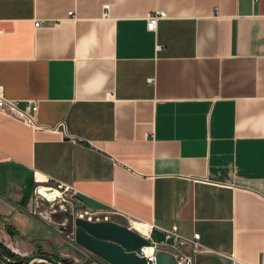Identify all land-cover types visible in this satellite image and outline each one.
<instances>
[{
  "label": "crops",
  "instance_id": "0c3cea01",
  "mask_svg": "<svg viewBox=\"0 0 264 264\" xmlns=\"http://www.w3.org/2000/svg\"><path fill=\"white\" fill-rule=\"evenodd\" d=\"M0 84L55 126L0 110L13 252L96 258L29 211L36 175L155 239L198 231L195 264H263L264 0H0Z\"/></svg>",
  "mask_w": 264,
  "mask_h": 264
},
{
  "label": "built area",
  "instance_id": "2783aa9c",
  "mask_svg": "<svg viewBox=\"0 0 264 264\" xmlns=\"http://www.w3.org/2000/svg\"><path fill=\"white\" fill-rule=\"evenodd\" d=\"M105 7H108V4H105ZM164 12L161 10H152L148 12L146 16V27L148 29H153L156 26L158 18L164 16ZM40 24V21H35V25ZM38 109V102L34 99H25L21 100L19 98L9 97L4 94L3 85L0 84V110H4L11 114L13 117L21 120L23 123L29 125L30 127L37 128H54L52 124H45L37 120L35 113ZM60 123L56 124V127ZM40 184H44L52 188L53 197L48 198L43 194L38 193L37 188ZM32 192L33 204L35 211L42 218L47 216L44 214L42 209H39V205L43 200L50 201V204L54 206V203H59L57 208H52L50 211H55L56 209L66 210L73 209V220L75 221L76 217H82L90 221L97 220H111L110 215L111 211L106 209H89L88 207L79 206V199L76 197L77 189L75 186L69 182L47 178V180H42L41 176L38 177L35 175V184L33 186ZM38 208V209H37ZM49 211V210H48ZM112 212H114L112 210ZM117 213H122L125 216L130 217L128 214L120 210H115ZM72 224V228L75 227V224ZM62 224L67 223L66 220L61 222ZM59 223V224H61ZM61 224V225H62ZM65 227V226H64ZM152 224H150L148 236L149 244L152 246V250L149 253L145 252L144 246H140L136 251L139 255L146 257L148 263L156 264V254L159 251H164L168 254H171L176 264H195V257L198 251L201 250L202 246L200 243V234L198 231H194L191 236L184 235L179 232L178 224L173 223L170 227L162 228V237L160 239H155L150 235ZM68 235H71L70 232ZM144 236V235H143ZM74 240V236H71ZM104 264V262H102ZM264 264V259H263Z\"/></svg>",
  "mask_w": 264,
  "mask_h": 264
},
{
  "label": "water",
  "instance_id": "95a60500",
  "mask_svg": "<svg viewBox=\"0 0 264 264\" xmlns=\"http://www.w3.org/2000/svg\"><path fill=\"white\" fill-rule=\"evenodd\" d=\"M74 224V241L96 257L86 264H151L136 251L140 246L148 245L149 239L129 225L115 220L90 221L82 217H76ZM35 259L62 264L51 254L31 255L23 264H30ZM156 264H176V261L171 254L159 251Z\"/></svg>",
  "mask_w": 264,
  "mask_h": 264
},
{
  "label": "rangeland",
  "instance_id": "374dc122",
  "mask_svg": "<svg viewBox=\"0 0 264 264\" xmlns=\"http://www.w3.org/2000/svg\"><path fill=\"white\" fill-rule=\"evenodd\" d=\"M34 186V185H33ZM47 187H44V186H42V185H39L38 186V188H37V191H38V193H40V194H43L44 196H47L48 198H52L53 197V191H51V190H49V189H46ZM33 196H34V194H33V192H32V202H33ZM58 204L59 203H57L56 204V202L54 203V206H52L51 204H50V201H46V200H43V202L39 205V209H42L43 210V212L44 211H46V212H44V214L46 213L47 214V217L44 219H42V220H45L46 221V224H48L49 226H51L56 232H58L60 235H62L64 238H67V239H69L70 241H72V242H75L74 240H72V238H71V236H74V228L75 227H71L72 226V224H73V214H74V212H73V209H66L65 211L62 209V210H60V209H56L55 211H50V210H52V208H57L56 206H58ZM79 206H81V207H87L86 205H83L82 203H79ZM37 208V209H38ZM89 209H97V208H90V207H88ZM49 210V211H48ZM106 210H109V211H111V213H112V210L115 212V210H117V209H115V208H113V209H106ZM32 214H36V215H38L40 218H42L37 212H34L35 211V207H34V204H32V207L30 208V210H29ZM45 214V215H46ZM110 219L111 220H114V219H112V214L110 215ZM128 217V216H127ZM128 220H130L131 219V217L129 218H127ZM63 220H66L67 221V223H64V224H62L61 222H63ZM59 223H61V224H59ZM123 224V223H122ZM127 225H129V224H127ZM65 226V227H64ZM70 232V234L71 235H68V233ZM143 235V234H142ZM153 237L154 238H156L157 236H156V234L154 233L153 234ZM1 241V240H0ZM2 242V241H1ZM152 249L151 248H149V249H145V252L146 253H149L150 251H151ZM40 251H44V250H40V249H38V250H36V251H33L32 253H29L28 255H25V260L29 257V256H31V255H36V254H39L40 253ZM44 252H46V251H44ZM46 253H48V252H46ZM48 254H51L52 256H54V254L53 253H48ZM62 258H66V257H62ZM68 259V258H67ZM70 260V259H69ZM14 260L11 258H9V257H7V256H3L2 257V259H0V264H12V262H13ZM90 262V261H89ZM86 263H88V262H86ZM85 263V264H86ZM30 264H52V263H50L49 261H46V260H42V259H35L33 262H31ZM62 264H65V263H63L62 262ZM104 264H106V263H104Z\"/></svg>",
  "mask_w": 264,
  "mask_h": 264
},
{
  "label": "trees",
  "instance_id": "16d2710c",
  "mask_svg": "<svg viewBox=\"0 0 264 264\" xmlns=\"http://www.w3.org/2000/svg\"><path fill=\"white\" fill-rule=\"evenodd\" d=\"M39 254H48L44 251H40ZM3 256H7L10 259L12 258L14 261L12 264H23L25 261V256H21L15 252H13L8 246H6L3 242L0 241V259H2ZM57 259L61 260L65 264H74L71 260L67 258H60L58 256H55Z\"/></svg>",
  "mask_w": 264,
  "mask_h": 264
},
{
  "label": "bare ground",
  "instance_id": "6f19581e",
  "mask_svg": "<svg viewBox=\"0 0 264 264\" xmlns=\"http://www.w3.org/2000/svg\"><path fill=\"white\" fill-rule=\"evenodd\" d=\"M44 187H47L49 190H52V188H50L49 186H46L44 184H40ZM46 212V211H44ZM46 214V213H45ZM47 216V214H46ZM131 225V226H130ZM129 227L136 230L137 232H139L140 234H143L144 236H148V232H149V228H150V224L147 222H139V221H135V220H131ZM152 249L151 245H146L144 246V249Z\"/></svg>",
  "mask_w": 264,
  "mask_h": 264
}]
</instances>
